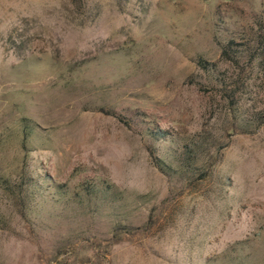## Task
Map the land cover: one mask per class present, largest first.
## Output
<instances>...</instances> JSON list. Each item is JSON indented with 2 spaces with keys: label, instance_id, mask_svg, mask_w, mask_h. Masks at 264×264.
<instances>
[{
  "label": "rangeland",
  "instance_id": "374dc122",
  "mask_svg": "<svg viewBox=\"0 0 264 264\" xmlns=\"http://www.w3.org/2000/svg\"><path fill=\"white\" fill-rule=\"evenodd\" d=\"M0 264H264V0H0Z\"/></svg>",
  "mask_w": 264,
  "mask_h": 264
}]
</instances>
